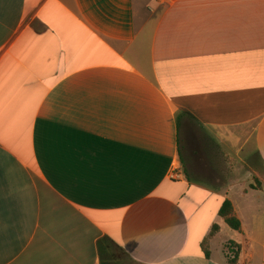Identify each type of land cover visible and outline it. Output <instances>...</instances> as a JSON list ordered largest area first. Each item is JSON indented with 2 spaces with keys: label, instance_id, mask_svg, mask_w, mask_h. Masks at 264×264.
Here are the masks:
<instances>
[{
  "label": "crops",
  "instance_id": "0c3cea01",
  "mask_svg": "<svg viewBox=\"0 0 264 264\" xmlns=\"http://www.w3.org/2000/svg\"><path fill=\"white\" fill-rule=\"evenodd\" d=\"M195 129L214 185L182 170ZM251 165L264 0H0V264H228L229 242L254 264L259 209L231 197L263 191Z\"/></svg>",
  "mask_w": 264,
  "mask_h": 264
},
{
  "label": "rangeland",
  "instance_id": "374dc122",
  "mask_svg": "<svg viewBox=\"0 0 264 264\" xmlns=\"http://www.w3.org/2000/svg\"><path fill=\"white\" fill-rule=\"evenodd\" d=\"M183 137V149H182V157L184 159V168L182 170H186L187 172H190L192 175H194L195 172H198L199 176H200V181L204 184L207 185H214L217 180H218V174L220 173H209V169L210 167L215 171V170H219V167L217 165V163H213L211 161H209V149L208 147H204V145H207L209 140L207 139V137L205 136V132L202 130H193L192 132H190V134L185 135L182 134ZM205 138V139H204ZM203 144V145H202ZM200 153V157L197 159V157L195 156V153L197 152ZM207 151V154L204 156V152ZM247 151V150H246ZM196 160H202V161H196ZM248 160V158H247ZM249 161V160H248ZM248 163V162H247ZM254 165H251L250 167H246L247 171H244L239 179V183L243 184L244 187L250 186L253 188H257V187H261V189L263 190L261 192V194H252L250 197L246 198L242 195V192L238 189L235 188L232 191V196L233 200L235 201V203L237 204V208L239 209V212L241 213L243 219H245V222L248 224H251L249 221L252 219L249 215V213L247 212V208L249 209V205L252 208H258V215H259V219L261 220V247L258 246L256 244V248H257V255L255 257L254 260V264H264V239H263V230H264V176H262L261 178V183L260 181L256 178V177H252L251 175H249V172L252 171ZM206 171V172H205ZM222 172L223 170H219V172ZM183 172V171H182ZM225 174H227L228 172H226L225 170L223 171ZM248 176H247V174ZM211 174V175H210ZM231 175V173H229ZM224 182L226 181H230V182H235L237 181L236 178H230V179H223ZM248 200H250L248 202ZM250 207V208H251ZM223 235H224V231H223ZM125 262L126 264H134V262H132L129 259L125 258Z\"/></svg>",
  "mask_w": 264,
  "mask_h": 264
},
{
  "label": "trees",
  "instance_id": "16d2710c",
  "mask_svg": "<svg viewBox=\"0 0 264 264\" xmlns=\"http://www.w3.org/2000/svg\"><path fill=\"white\" fill-rule=\"evenodd\" d=\"M220 217L223 218L225 223L235 231H241L242 224L239 218L235 214V210L231 201L226 200L219 212ZM217 229V226L214 227V230ZM242 247L241 245L235 242H229L225 246V255L228 261V264H239L240 255ZM207 258L210 257L209 251L206 250Z\"/></svg>",
  "mask_w": 264,
  "mask_h": 264
},
{
  "label": "built area",
  "instance_id": "2783aa9c",
  "mask_svg": "<svg viewBox=\"0 0 264 264\" xmlns=\"http://www.w3.org/2000/svg\"><path fill=\"white\" fill-rule=\"evenodd\" d=\"M170 178L172 180H179L181 178V174L179 173V169H175L172 171Z\"/></svg>",
  "mask_w": 264,
  "mask_h": 264
}]
</instances>
